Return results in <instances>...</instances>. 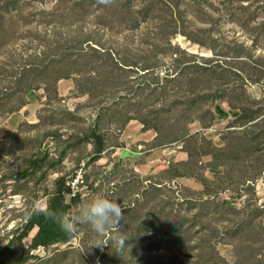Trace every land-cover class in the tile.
I'll list each match as a JSON object with an SVG mask.
<instances>
[{
	"label": "rangeland",
	"instance_id": "rangeland-1",
	"mask_svg": "<svg viewBox=\"0 0 264 264\" xmlns=\"http://www.w3.org/2000/svg\"><path fill=\"white\" fill-rule=\"evenodd\" d=\"M58 1L23 0L8 13L0 2V17L12 27L0 35V264H10L22 246L28 251L37 228L10 251L5 246L32 211L46 209L63 176L81 193L68 216L95 194L121 205L125 246H113L111 233L98 237L79 225L71 242L33 251L36 258L28 264H264V212L258 211L264 209V148L247 146L251 136L242 133L239 120L245 105L264 108V0H170L186 12L180 26L167 30L165 21L141 15L126 25L110 26L101 18L84 27L38 15L52 12ZM257 1L263 7L259 18L244 26L243 8ZM82 29L92 31V46L134 65L124 74L132 85L130 98L98 105L100 98L78 91L74 76L59 81L56 99L36 84L35 98L26 97L24 108L10 112L22 101L20 95L6 98L19 89L20 67L43 52L55 53L61 38L79 37ZM217 61L228 65L226 72L218 71V82L209 89L190 83L198 75L194 62ZM155 78L164 89L140 90ZM201 90L217 97L199 101L202 110H188ZM208 108L213 115L204 117ZM156 109L163 110L167 130L185 128L187 135L159 146L158 133L138 121ZM97 123L107 148L87 164L93 145L84 136ZM179 173L190 174L176 177ZM175 232L171 241L156 240ZM98 239L107 245L103 250L96 247Z\"/></svg>",
	"mask_w": 264,
	"mask_h": 264
},
{
	"label": "trees",
	"instance_id": "trees-1",
	"mask_svg": "<svg viewBox=\"0 0 264 264\" xmlns=\"http://www.w3.org/2000/svg\"><path fill=\"white\" fill-rule=\"evenodd\" d=\"M21 1L23 0H1L0 2H2L1 6L3 9L8 13L11 10V6L15 8L16 4ZM135 2L139 3V7L135 5ZM258 3L259 1L255 3V7L249 6L243 8L244 13L240 22L244 26L250 25L252 21L259 18L257 17L258 12L264 8L259 7ZM17 8H20V6ZM15 10L18 11L19 9ZM60 10L62 12H59ZM185 12L180 3L170 0H113L112 3L107 5L98 3V0H59L52 12L42 10L38 15H42V17L45 15L52 16L53 19L57 18L62 24L70 26L78 24L82 27L89 21H94V19L101 20V18L110 26L115 23L126 25L129 22H138L139 19L136 15H141L146 20L153 18L165 21L167 30V28H177L180 26ZM11 28L6 21V17L2 15L0 17V35L9 34ZM80 33L79 37L68 38L64 42V38H61V41L58 42V45L54 49L55 53L47 54L43 52L42 56L37 55L31 61L25 62L20 67L15 75V83L19 89L12 94L6 95V98L20 95L22 101L17 109L13 107L10 109V112L24 108L29 101L31 102L33 100L32 98H35L33 90L39 88L36 84L42 85L43 90L47 93L46 97L48 99H51L52 96L56 99L59 96L57 87L59 81L74 76L78 77L76 80V88L78 91L88 94L91 98H100L98 99V105H102L106 99H109L113 100V106H116L125 103L130 98L129 91L132 85L124 74L131 70L129 67L134 65L127 61V58H118L117 55L112 56L105 48L104 50H100L92 46L94 44L90 36L92 31L91 33H86L82 29ZM176 34L177 32L165 33V38H170V36ZM184 35L189 37L186 33ZM195 42L203 45L199 40ZM152 68L154 67H146V70H152ZM193 68L198 75L197 78H191L190 83L195 84L197 88L203 86L209 89L214 80L218 82L222 78V75L218 74V71L226 72L228 65L225 64V61H217L213 65L208 62H194ZM100 74L104 77L101 78ZM215 75H217V78L213 77ZM147 89L151 93H156L164 89V85H160L158 78H155L152 84L147 87H140L142 92ZM26 97L29 98V101H26ZM210 97L215 99L217 96L212 93H206V91H199L196 94V98L190 103L191 107L188 110H193L196 106H199L197 107L199 110L204 109V103L199 101L206 102V99ZM109 109L107 108L106 110L109 111ZM215 110L217 113L222 112L219 107H216ZM186 111H183L182 114L185 115ZM240 111V127H245L242 133L251 136V140H249L247 146L251 149V145H253V150L264 148V108L254 110L250 105H245L241 107ZM161 113H163L162 109H156L151 111V116L148 115V117L138 119L145 130L154 129L158 133L157 140L159 146L173 143L187 135L185 128L174 129V127H171V130H167L168 124H165V118H163ZM208 115H213V111L209 108L204 112V117ZM132 119L134 118H128L123 121L121 126L125 127ZM192 137L193 135L189 138ZM84 138L89 140L93 145V152L87 161V164H91L98 161L105 152L107 148L106 137L101 131L99 123H97L90 132L86 133ZM189 164V161H187L181 165L188 166ZM28 172V170H25L23 174H28ZM188 174L179 173L176 174V177L180 178ZM55 185L56 188L50 193L46 209L32 211L26 224L21 229L15 231V239L10 240L8 245L5 246L6 252L10 251L17 241L19 244H22L23 240L37 228V232L29 245L28 251L23 252V246L20 254L18 249L15 250L13 261L10 264H28L31 258H36L34 255H31L33 251L39 248L49 249L58 244H67L75 238L76 232L72 234L65 232L59 225L49 220L45 216V213L51 208L68 215L73 206L77 205L80 201L81 193L79 191H73L72 185L67 181L65 176L58 178L55 181ZM152 189L155 192L161 191L160 187L155 185L152 186ZM220 206L227 208L225 204H221ZM228 208L232 209L229 206ZM258 211L262 213L264 209L260 210L259 208ZM177 233L161 235L156 240L163 241L167 237L171 241Z\"/></svg>",
	"mask_w": 264,
	"mask_h": 264
},
{
	"label": "clouds",
	"instance_id": "clouds-1",
	"mask_svg": "<svg viewBox=\"0 0 264 264\" xmlns=\"http://www.w3.org/2000/svg\"><path fill=\"white\" fill-rule=\"evenodd\" d=\"M112 2L113 0H98V3L105 5ZM45 216L69 234L78 231L79 225H87L98 237H104L111 233L110 239L113 246L120 249L125 246L127 235L121 228V221L124 220L122 207L105 195L95 194L89 200L78 205L77 211L71 216L51 208L45 213ZM103 246L107 245L103 240L98 239L96 247L103 250Z\"/></svg>",
	"mask_w": 264,
	"mask_h": 264
},
{
	"label": "crops",
	"instance_id": "crops-1",
	"mask_svg": "<svg viewBox=\"0 0 264 264\" xmlns=\"http://www.w3.org/2000/svg\"><path fill=\"white\" fill-rule=\"evenodd\" d=\"M20 121H17V125L19 124Z\"/></svg>",
	"mask_w": 264,
	"mask_h": 264
}]
</instances>
